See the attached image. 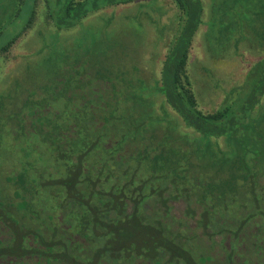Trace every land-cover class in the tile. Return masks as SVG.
Returning <instances> with one entry per match:
<instances>
[{"label": "trees", "instance_id": "16d2710c", "mask_svg": "<svg viewBox=\"0 0 264 264\" xmlns=\"http://www.w3.org/2000/svg\"><path fill=\"white\" fill-rule=\"evenodd\" d=\"M136 1L68 0L58 29ZM173 2L182 29L156 83L159 112L141 78L60 62L0 92V264H264V0L224 3L219 38L237 46L244 31L263 54L214 111L187 69L203 0Z\"/></svg>", "mask_w": 264, "mask_h": 264}, {"label": "rangeland", "instance_id": "374dc122", "mask_svg": "<svg viewBox=\"0 0 264 264\" xmlns=\"http://www.w3.org/2000/svg\"><path fill=\"white\" fill-rule=\"evenodd\" d=\"M67 1L0 0V50L13 34L20 33L27 25L32 11L36 13L30 31L16 41L11 53L0 55V92H12L25 85L22 82L41 83L56 75V62H60L68 67L89 66L87 70L94 67L105 74L123 73L131 86L143 82L145 94L150 93L147 95L159 112L163 103L156 83L161 77L168 46L176 41L182 29L180 11L173 0L110 4L81 17L75 26L59 30L57 18L60 14L66 15ZM88 1V7H92L109 0ZM225 2L203 0V22L194 36L189 55L187 69L198 104L204 111L216 110L263 54L259 47H251L254 44L248 42L249 36L244 39V31H240L244 41L237 46L227 31L225 37L229 35L230 41L219 38L224 27L220 20ZM50 12L54 15L51 21L47 19ZM212 17L215 18L211 20ZM164 105L169 119L176 122L175 132H187L168 104ZM177 206L183 205L178 202Z\"/></svg>", "mask_w": 264, "mask_h": 264}]
</instances>
